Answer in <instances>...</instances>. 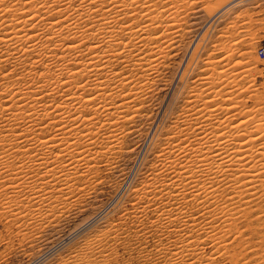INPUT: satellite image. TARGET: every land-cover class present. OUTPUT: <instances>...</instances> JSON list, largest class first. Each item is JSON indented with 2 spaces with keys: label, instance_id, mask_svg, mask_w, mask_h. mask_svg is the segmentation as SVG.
<instances>
[{
  "label": "bare ground",
  "instance_id": "obj_1",
  "mask_svg": "<svg viewBox=\"0 0 264 264\" xmlns=\"http://www.w3.org/2000/svg\"><path fill=\"white\" fill-rule=\"evenodd\" d=\"M215 1L222 11L245 0ZM179 8L176 0H0V217L18 232L82 200L101 170L117 166L173 48ZM204 90L162 133L152 130V161L116 222L58 264H110L128 241L145 264H247L239 223L264 206V121L240 118L250 114L241 108L231 125L234 106L211 109Z\"/></svg>",
  "mask_w": 264,
  "mask_h": 264
},
{
  "label": "rangeland",
  "instance_id": "obj_2",
  "mask_svg": "<svg viewBox=\"0 0 264 264\" xmlns=\"http://www.w3.org/2000/svg\"><path fill=\"white\" fill-rule=\"evenodd\" d=\"M176 2L177 4L179 2L180 6L179 13L175 15V18L177 16L176 19H179V21L175 20L178 35L172 44V51L170 50L165 57V65L160 69V75L152 87L149 99L144 104L145 110L135 119L132 131L125 135L126 139L123 138L124 140L120 144L122 152L115 158L117 166H113L110 170H104L105 172L101 170L100 176L103 177V180L99 184H95V187L81 198L82 200L60 205L58 212L48 219L46 218L47 221L37 218L40 224L42 221V224H39L38 229L30 228L29 230L32 231H29V234L18 232L17 224L13 226L15 223L1 216L0 264H58L63 256L65 257L87 239H91L105 226L116 222L119 215L129 206L131 190L144 179L146 167L152 161L154 147L150 144L145 148L149 142L148 136L150 137V133L155 127L158 133L159 130L162 133L167 128L171 116L188 106L186 103L192 98L193 92L199 93L204 89L206 92L212 90L208 95L214 102L210 105L211 109L217 108L220 104L221 107H238V109L231 108L233 113L234 110H241V108V112H245L247 115L250 112L246 118L238 116V112L234 113L235 118L232 119L233 122H230L231 125L236 124L240 118L250 120L252 116L255 120L259 118L264 121V61L257 54V47L264 42V0H245L222 11L219 9L223 7V4L220 5L215 0V3L213 0H176ZM212 5L213 7L217 5L219 8L214 10ZM215 11H218V14ZM210 17L212 20L209 19ZM181 26L182 28H180ZM226 27L228 28L226 29ZM253 40L255 41V54L259 57L255 62L252 58V45L249 44ZM223 44L224 48L221 47ZM214 46L220 47L215 48ZM231 52L233 54H230ZM228 53L229 55H227ZM225 54L226 59L223 57ZM204 70L206 73H203ZM199 75L203 78L208 76L203 84L199 83ZM198 83L202 85L203 89L198 90V86H195L199 85ZM193 86L196 89L194 87L192 90ZM189 91L192 93L189 94ZM188 94L191 96L188 97ZM239 102L244 106L242 107ZM219 109L216 110V113L219 112ZM213 112L215 111L213 110ZM234 116L232 115V117ZM236 116H238L237 119ZM222 119L224 120L223 115L218 118V121L221 122ZM157 136L156 138H158ZM158 142L157 140L156 143ZM61 209L65 211L63 212ZM105 209L108 211L106 212ZM253 214L255 215L252 216L254 221L249 224L239 223V227L242 226L240 230L245 231L244 238L249 242L245 243L246 248H244L245 250L248 248L246 251L248 254L247 264L248 261L249 264H264V206ZM257 215L263 218L256 219ZM53 216L58 218L54 219ZM130 247L128 241L123 247L118 248V252L114 255V259H111L110 264H145L144 260L140 261L137 252L131 250ZM151 248L153 249L151 244L143 245L145 253L151 251Z\"/></svg>",
  "mask_w": 264,
  "mask_h": 264
},
{
  "label": "built area",
  "instance_id": "obj_3",
  "mask_svg": "<svg viewBox=\"0 0 264 264\" xmlns=\"http://www.w3.org/2000/svg\"><path fill=\"white\" fill-rule=\"evenodd\" d=\"M264 42H262L258 47H257V54L260 56V58L264 61ZM264 64V63H263ZM264 66V65H263ZM263 76H264V71H263Z\"/></svg>",
  "mask_w": 264,
  "mask_h": 264
},
{
  "label": "snow or ice",
  "instance_id": "obj_4",
  "mask_svg": "<svg viewBox=\"0 0 264 264\" xmlns=\"http://www.w3.org/2000/svg\"><path fill=\"white\" fill-rule=\"evenodd\" d=\"M251 45H252V58H253V62H255L256 60L259 59V57L256 56L255 54V41L254 40L251 42ZM262 55H264V53H262ZM165 103H167V101H165Z\"/></svg>",
  "mask_w": 264,
  "mask_h": 264
}]
</instances>
